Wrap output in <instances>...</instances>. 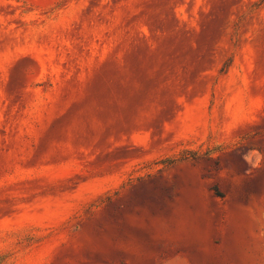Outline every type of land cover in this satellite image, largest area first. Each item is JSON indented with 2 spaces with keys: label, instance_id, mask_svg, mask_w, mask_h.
<instances>
[{
  "label": "rangeland",
  "instance_id": "rangeland-1",
  "mask_svg": "<svg viewBox=\"0 0 264 264\" xmlns=\"http://www.w3.org/2000/svg\"><path fill=\"white\" fill-rule=\"evenodd\" d=\"M264 0H0V264H264Z\"/></svg>",
  "mask_w": 264,
  "mask_h": 264
},
{
  "label": "clouds",
  "instance_id": "clouds-1",
  "mask_svg": "<svg viewBox=\"0 0 264 264\" xmlns=\"http://www.w3.org/2000/svg\"><path fill=\"white\" fill-rule=\"evenodd\" d=\"M241 158L249 168H259L264 163V152L256 148H250L241 153Z\"/></svg>",
  "mask_w": 264,
  "mask_h": 264
}]
</instances>
